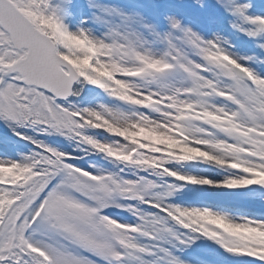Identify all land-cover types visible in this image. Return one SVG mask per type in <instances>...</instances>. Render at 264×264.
Returning a JSON list of instances; mask_svg holds the SVG:
<instances>
[{"label":"snow or ice","instance_id":"1","mask_svg":"<svg viewBox=\"0 0 264 264\" xmlns=\"http://www.w3.org/2000/svg\"><path fill=\"white\" fill-rule=\"evenodd\" d=\"M0 264H264V0H0Z\"/></svg>","mask_w":264,"mask_h":264},{"label":"rangeland","instance_id":"2","mask_svg":"<svg viewBox=\"0 0 264 264\" xmlns=\"http://www.w3.org/2000/svg\"><path fill=\"white\" fill-rule=\"evenodd\" d=\"M3 131H5V132H3ZM0 134H3V135H11V133L10 132H7V130H4V129H0Z\"/></svg>","mask_w":264,"mask_h":264}]
</instances>
